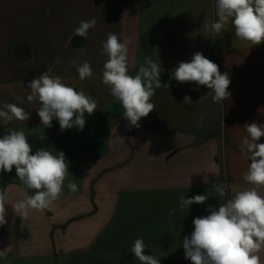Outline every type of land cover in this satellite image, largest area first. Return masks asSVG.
<instances>
[{
  "label": "crops",
  "instance_id": "0c3cea01",
  "mask_svg": "<svg viewBox=\"0 0 264 264\" xmlns=\"http://www.w3.org/2000/svg\"><path fill=\"white\" fill-rule=\"evenodd\" d=\"M215 4L0 0V105L17 103L30 113L25 122L13 120L4 126L0 120V134L24 131L36 148L33 152L62 151L69 163L61 197L50 210H34L27 219L11 207L21 198V182L12 174L5 178L7 223L0 251L6 256L0 261L140 264L130 250L141 238L145 254L160 264H191L184 258L182 240L194 230L193 219L210 214L209 205L218 207L227 199L217 196L213 184H229V196L253 187L243 180L250 163L240 152L247 136L243 126L264 123V43L238 39L231 24L221 34L211 31L208 26L218 20ZM92 18L97 23L86 38L74 34L81 21ZM109 33L129 41L130 74L138 72L145 55L161 65V87L151 99L155 110L139 121V128L129 130L122 106L101 82L108 57L100 49ZM75 38L82 39L80 47L74 46ZM18 44L31 45L30 60L16 59ZM198 51L229 74L231 95L222 102L214 103L205 86L194 91L195 83L171 78L178 63L189 62ZM72 61L89 62L93 76L80 80ZM45 71L98 102L93 115L85 114L82 131L73 127L61 132L56 120L51 128L41 124L36 111L40 104L27 101V84ZM185 95L190 103H183ZM258 142L264 143V137ZM70 182L78 185L76 193L68 189ZM258 191L264 195V187ZM198 194L207 195V201L189 209L181 206V196ZM258 255L264 264V248Z\"/></svg>",
  "mask_w": 264,
  "mask_h": 264
},
{
  "label": "clouds",
  "instance_id": "9594fccd",
  "mask_svg": "<svg viewBox=\"0 0 264 264\" xmlns=\"http://www.w3.org/2000/svg\"><path fill=\"white\" fill-rule=\"evenodd\" d=\"M218 20L210 26L211 31L221 34L231 26L238 39L252 45L264 43V0H216ZM97 21L92 18L81 21L74 34L87 37ZM128 44L114 33H109L102 42L101 54L108 59L103 65L102 84L109 88L110 94L123 108V118L127 120L129 130L139 128V121L147 117L155 104L151 102L156 89L161 87V65L145 55L138 72L132 75L128 71ZM85 54L83 48L79 49ZM79 74L80 80L93 76L90 63L85 61L70 64ZM171 78L180 84L195 83L194 91L200 86L207 87L214 103L230 97L228 91L230 78L227 72L221 73L219 66L196 52L189 62L181 61L172 70ZM31 90L27 96L29 103L39 102L36 109L41 124L51 128L53 120L58 121L60 130L73 127L83 130L86 124L85 114L91 116L98 108V102L83 90L77 91L62 82L60 76H52L47 71L28 82ZM21 104L22 97H15ZM191 97L185 95L183 103H190ZM30 113L17 103L0 105V120L7 126L13 120L25 122ZM247 136L240 145L242 156L249 160L243 180L253 187L237 191L229 196L230 185L217 182L213 188L218 197L226 202L218 207L209 205L210 214L193 219L194 230L182 240L184 258L191 264H261L258 253L264 248V195L258 188L264 187V123H246L243 126ZM15 173L21 182L20 197L12 209L21 219H27L32 211L50 210L51 206L63 194V185L69 173V163L62 151L54 155L40 148L33 152L24 131L6 130L0 136V172ZM207 182V177H205ZM68 189L76 193L78 185L68 183ZM31 193V194H30ZM208 196L198 194L191 198L180 197V204L188 208L193 204H203ZM8 194L0 190V226L7 223L6 207ZM143 239L137 238L130 252L140 264H160V259L145 254ZM6 251H0V258Z\"/></svg>",
  "mask_w": 264,
  "mask_h": 264
},
{
  "label": "trees",
  "instance_id": "16d2710c",
  "mask_svg": "<svg viewBox=\"0 0 264 264\" xmlns=\"http://www.w3.org/2000/svg\"><path fill=\"white\" fill-rule=\"evenodd\" d=\"M73 44L75 47H80L82 45V39L75 38ZM216 51H218V49H216ZM14 52L18 61H27L33 56L32 47L30 44H18L15 46Z\"/></svg>",
  "mask_w": 264,
  "mask_h": 264
},
{
  "label": "rangeland",
  "instance_id": "374dc122",
  "mask_svg": "<svg viewBox=\"0 0 264 264\" xmlns=\"http://www.w3.org/2000/svg\"><path fill=\"white\" fill-rule=\"evenodd\" d=\"M204 107H205V103H203L201 105V109H203ZM199 120H201V119H199ZM212 120L214 122L216 120V118H212ZM0 136H2V134H0ZM32 149H36V148L32 146ZM10 174H12L13 177H17L16 173H15V168H13V171L11 173L0 172V190L5 191V185H6L5 184V181H6L5 178L12 177ZM3 226H0V235H1V230H2ZM0 264H38V262L28 261V260H18V261H15V262H13V261L12 262L0 261Z\"/></svg>",
  "mask_w": 264,
  "mask_h": 264
}]
</instances>
